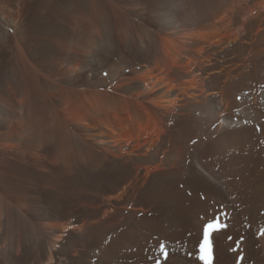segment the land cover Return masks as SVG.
Returning a JSON list of instances; mask_svg holds the SVG:
<instances>
[{"label":"bare ground","instance_id":"obj_1","mask_svg":"<svg viewBox=\"0 0 264 264\" xmlns=\"http://www.w3.org/2000/svg\"><path fill=\"white\" fill-rule=\"evenodd\" d=\"M148 1L146 2L148 3ZM240 1L241 3H239ZM242 1L244 2L242 3ZM245 1L246 0H236V2L227 3V5L219 3L218 8L214 7L215 9L208 13L202 12L199 6L197 7L198 4L194 0H152L150 5H152L157 12L153 27L140 25L138 28L136 27L137 31L135 30V33H125V36H127L128 33L131 34V38L130 36L129 38L123 36L127 38L126 40L128 42H126L129 46L126 45V47L122 48H118L117 46H119V44L117 43L116 47H112V44L108 43L109 38L104 35L105 33L103 34V28L101 29L99 25H94L97 23L95 20L96 13L90 10L88 12L82 2H78L75 6L73 5L74 8H70L65 18L63 17L65 23L62 25L65 24L66 27H64L65 29L62 28L63 30L58 33V27L55 23L57 22L55 21L57 19L55 18L57 13L56 10L64 8L66 11L67 1L61 0L59 4L53 5L51 7L53 8L52 13L47 18H44L41 12L43 9L42 4L46 6H49V4L46 0H35L36 4L33 8H35L36 11L28 28L32 36L39 40L41 39L40 37H43L42 33L44 31L50 30L48 39L47 41L45 40L46 43H43L42 47L45 48V50L50 48L55 55H61L62 53L66 55L69 53H78L80 49L83 51L86 50L87 52V50L90 49L84 66H88L90 69L89 72L91 73L87 74L88 79L85 77L83 78V82L80 85L84 87L81 92L87 99L88 95L89 97L94 96L99 103V107L94 109V112L98 115V121L95 120L98 127H95L99 128V134L96 135L91 132L94 138L92 135L91 137L95 139L97 144H101V146H99L102 152L96 150L98 152L96 154L95 150H93V153L95 152L97 156L93 157V159H115L120 157V153L117 155L113 153L115 148H118L123 155L127 152L125 148H127L128 145L119 144V140L123 138L120 139L121 136L119 137V132L115 129L119 127L120 123L113 120V118H116L114 115H117L115 114L117 110L124 111L122 108L118 107H123L134 120L133 132L137 136V145H135L134 148H141V152L137 153L136 156L131 154V150L129 155L130 159H137L135 163L138 165V169L141 168L139 166L143 165V163L148 160L156 162L158 159L164 158L165 153L161 155V150L168 147V155L173 159L175 157H180V159H191L187 173L188 176L194 180V183L196 181L198 184L208 186L217 193V199L219 200H217L218 202H216L215 206L213 205L214 211H212L214 214L210 217L208 216L209 218L219 214L222 221L229 220L227 218L229 216H227V214L225 215L224 212L227 211L228 213L231 212V215L236 218V222L239 223L238 220L246 218L249 214L248 212H250L255 220L256 230H258L260 226L264 225V170H261L250 179L249 190L242 191L243 186L241 183L236 181L228 182L226 180L227 178L225 179L226 175L224 176L225 171L219 169L218 163L212 165V163L207 160H218V153L216 154L214 149L217 144L224 142L226 139L230 140L236 138L237 140V138H241L243 140L248 132L253 131L250 125V129L248 126L247 128H241L246 120H256V118L264 116V111L262 110L264 99L261 102L258 96L259 91L264 88V17L262 16L264 13L262 12L264 10V0ZM203 18H206L210 22L207 23V20L203 22ZM49 20L50 22H48ZM63 31L67 32L66 35H64L65 33ZM7 35L8 30L4 24V19L1 17V43H5ZM125 38L123 40L124 43ZM17 48L21 52L19 55L22 61L19 73L22 75V78L26 77L25 80H29L30 84L33 83V93H31L32 96L28 100L27 88L23 86L22 79L18 83L15 82V79L4 63L2 52V66L0 67V127L6 125L8 128H12L11 126L14 124L13 126L16 127L15 133L10 132L9 136L14 134L18 138L16 140L17 142H19L21 136L25 132H31L33 136H31L30 141L43 142L47 144V146L61 142L59 145L65 150V148H67L66 146H69L68 128L62 129L61 122L59 123L57 121L53 123L50 121V119L52 120L53 117L56 116V112L54 111L58 109V104L55 105V101L51 102L49 98V100H46L47 97L43 94L45 91L42 92V90H40V81L44 78V85L46 86L44 87L50 92L58 88L59 92L61 90L63 93L69 95L74 90L65 84H58L59 86H56V82L46 77L47 75H44L41 69L31 64V61L28 60L25 54L26 52H24L22 48L18 45ZM79 57L80 56L76 58L79 59ZM78 59V63L75 62L76 65L71 69L74 73L78 66L81 65L80 63H84V61ZM95 70L97 72H95ZM74 73L72 75L75 76ZM65 79V82L70 85L74 82L70 76ZM44 87H42L43 90ZM29 91H31V89ZM60 94L58 95L60 96ZM18 97L20 99H18ZM60 97L63 98L62 95ZM49 101L51 103H48ZM59 111L58 109V112ZM51 113L53 114L51 115ZM92 113L93 112L89 114L92 116ZM84 119L86 120V118ZM104 125L110 126L109 129L111 130L105 128ZM262 125L264 127V124ZM87 126L90 125L88 124ZM90 127L92 128L93 125ZM257 129H259V127ZM183 130H192L191 137L186 142L181 134ZM205 131L209 132L207 139L204 137V135H206ZM70 139H72L71 135ZM140 139H143L144 142H140ZM194 139H198V142ZM191 140H194L196 143L190 145ZM17 142H15V144H17ZM52 142L55 143L52 144ZM239 142L241 143V141ZM59 145L57 144L55 147ZM111 147L113 150H111ZM47 148L49 149V147ZM58 149L57 151H61ZM49 150H51V148ZM85 151L86 150L83 151V154L86 153L87 156L89 155L88 158H90V154H87L88 152ZM90 151H92V149ZM62 152L64 151L62 150ZM82 158L87 157L84 156ZM73 161H75V159ZM156 167L159 168V165L154 168ZM222 167L224 168V166ZM130 173L131 175L133 174L132 171H130ZM138 180L140 181L139 178ZM154 184L152 181V185ZM147 188L149 189V187ZM154 188H156V186ZM242 203H248L251 206L249 210L246 207L248 210L247 213ZM221 204L224 205V208L221 207ZM6 206H9V204ZM10 207L11 206H9V208ZM191 210L192 208H188L187 213ZM55 217L59 219H56L57 221L54 225L55 229L63 232L60 236H64V238H62V242L60 241L61 244H57L58 248L55 245L54 248L57 249H53L57 250V253H61L66 261L73 264L77 261L82 264H101L105 260L110 261L111 257L109 256L112 252L110 253L111 250L109 251L111 248H109L108 238L103 239L102 248L100 251L97 250L100 253L96 256H91L89 254L90 259L87 261L85 260L87 256H85L84 252L78 250L80 252L73 253L71 245L73 247L77 242V238H79L74 228H77L79 230L78 233H80L86 229L87 226L85 227L83 224L80 225L77 223L81 221L80 217H77L75 221L73 218L74 216L71 217L66 212L65 214L59 215V218L58 215H55ZM204 218H202L203 220L201 219V221L199 220L201 224L194 238L195 241L201 237L203 224L206 222ZM109 224L107 223L106 225ZM230 231H232V229H225V231L221 229L219 233H214V240L217 243L216 249L218 251L220 248L221 254L224 253L225 256L228 257L227 259L236 256V254H228L227 250L232 246V243H227L225 239ZM248 233L249 237L246 242L243 243V245L246 246L247 252L241 264H248L250 260H253L254 264H264V235L261 234L259 236L260 238H257L253 236L252 229ZM17 241L18 240H16V242ZM138 245V255L132 253L134 255H132L133 257L129 264H138L140 263V258L147 257L146 243L141 241ZM94 249L95 248H93V250ZM53 251H51L52 263L61 264V261L56 260V253ZM261 253H263L262 256ZM94 254H96V252ZM125 257H127L126 254ZM40 258L41 257H39V259ZM10 259L13 258L11 257ZM168 264H190V260L186 257L171 256Z\"/></svg>","mask_w":264,"mask_h":264},{"label":"rangeland","instance_id":"obj_2","mask_svg":"<svg viewBox=\"0 0 264 264\" xmlns=\"http://www.w3.org/2000/svg\"><path fill=\"white\" fill-rule=\"evenodd\" d=\"M46 1L49 6L42 4L43 9L41 10L44 18H47L52 13L53 8L51 7L59 4L61 0ZM66 1V11L64 8L56 10L57 13L55 18L57 19L55 21L57 22L55 23L58 27V33L63 30L62 28L66 27L65 24L62 25L65 23L63 17L65 18L70 8H74L78 2H82L88 12L90 10L96 13L95 20L97 23L94 25H99L101 29L103 28V34L105 33L104 35L109 38L108 43L112 44V47H116L117 43L119 44V46H117L118 48L126 47V45L129 46L127 44V38L125 37L129 38L130 36L131 38V34L129 33H135V30L137 31L140 25L152 28L157 15L154 7L150 5L152 0ZM146 1H148V3ZM194 1L198 4L197 7L199 6L202 12L208 13L212 12L216 7L218 8L219 3L227 5V3L236 2V0H223V2L222 0ZM247 1L250 2L251 0H246L245 2ZM243 2L244 1H242V3ZM239 3H241V1ZM35 4V0H0V18L2 17L4 19V24L7 27L9 35H7L5 43L0 42V67L2 66L1 55L3 52L4 63L8 71L12 74L16 83L20 82L22 79L23 86L28 90L27 99L29 100L32 96L31 93H33V83L30 84V81L25 80L26 77L22 78V75L19 73L22 61L20 60L19 54L21 52L17 48L18 45L26 52L25 54L28 60L31 61V64L41 69L42 73L47 75L46 77L56 82V86H59L58 84H65L74 90L69 95L63 93L61 90L59 92L58 88L50 92L45 88L44 78L40 81L41 87L39 86L42 92L45 91L43 94L47 97L46 100L51 99V102L55 101V105L58 104L57 107L60 113L58 109L55 110L56 116H54L52 120L50 119V121L53 123L57 121L59 123L61 122L62 129L68 128L69 146H66L67 148L64 150L61 145H59L61 142L56 141L57 143L54 142L55 144L52 142L54 145L47 146V144L43 142L30 141L31 136H33L31 132H25L21 136L19 142H17L16 140L18 138L14 134L9 136L10 132L15 133L16 127L13 126L14 124L11 126L12 128H8L6 125L0 127V264H55L52 263L53 261L51 260V251L57 249V244H61L62 238H64V236H60L63 232L55 229V222L59 220L55 215H58L59 218V215L65 214V212L71 217L74 216L73 218L75 221L77 217H80L81 221L77 223L80 225L83 224L85 227L87 226L86 229L80 233H78L79 230L77 228H74L79 238L76 237L77 242L73 247L71 245L72 249L70 248L73 253H78L80 251L84 252L85 256H87L85 257L86 261L90 259V255L96 256L100 253L99 251L102 248L103 239L108 238L109 248H111L109 251L111 250L110 253L112 252V255L110 254L109 256L111 259L110 261L105 260L101 264H129L132 260V255H138V244L141 243V241L145 242L147 245V257L140 258L141 260L138 264H168L171 256L186 257L190 260V264H203V261L201 262V260L198 259V242L202 238V234L198 240L195 241L194 238L200 228L201 219L204 217L209 218L214 214L213 205L215 206L216 202H218L217 200H219L217 199V193L208 186L198 184L196 181L194 183V180H192L187 173L191 159H180V157H175L176 159H173L168 155V147L161 150V155L165 153L166 158L158 159L156 162L148 160L143 163V165L139 166L141 168L138 169V165L135 163L137 159H130L129 155L131 150V154L136 156L137 153L141 152V148H134L135 145H137V136L133 132L134 120L123 107H118L122 108L124 111L117 110V113H115L117 115H114L116 118H113V120L120 123L119 127L115 128L117 132L120 133H118L119 137L121 136L120 139L123 138L119 140V144H127L128 147L125 149L128 153L126 152L127 154L125 153L123 155L118 148L113 150L111 147L115 155L120 153L119 156L121 158L93 159V157H97V151L102 152L100 148L101 144H97L91 133L93 132L96 135L99 134V128H97L98 125L96 122L98 121V115L94 112V109L99 107V103L94 96L89 97L88 95L87 99L81 92L84 87L80 85L83 82V78L85 77L88 79L87 74L91 73L89 72L90 69L88 66H84L90 49L87 50V52L86 50L83 51L80 49L78 50L80 52L69 53V56L63 53L61 55H55L50 48L45 50L42 44L46 43L45 40L47 41L50 30L44 31L43 33L45 34L42 33L43 37H40L41 39L39 40L32 36L28 28L32 17L35 15L36 9L33 8ZM262 12H264V10ZM262 16L264 17V13ZM206 20V18L202 19L203 22ZM48 22H50V20ZM206 22L209 23L210 21L207 20ZM45 27L47 28L46 25ZM63 32L65 33L64 35H66L67 32ZM127 32L129 33L125 36ZM124 38L125 43L123 41ZM77 54L80 56L79 59L76 58L78 57ZM77 59L84 61V63L81 62V65L78 66L74 73L71 69L78 63ZM95 72L97 71L95 70ZM73 73L75 76L72 75ZM68 76L74 81L71 85L65 82V78ZM42 87H44V90ZM30 89L32 92L29 91ZM58 94H60V96L62 95L64 100ZM258 96L262 102L264 99V88L259 91ZM18 99L20 98L18 97ZM50 101L48 103H51ZM262 110L264 111V105L262 106ZM88 112H93L92 116ZM52 114L53 113H51V115ZM86 115L90 119H88ZM84 118H86V120ZM251 121L246 120L245 126L243 125L241 127L247 128L248 126L249 128L251 126L250 128L253 130H249L250 132L247 133L245 139H226L224 142L219 143L220 145L217 144L215 146L216 148H214L215 153L219 154H217L218 160L207 159L212 165L218 163L219 169L225 171L224 176L226 175L225 179L227 178L226 180L228 182L236 181L241 183L243 186L242 191L249 190L250 179L261 170H264V127L262 125L264 124V116ZM88 124L90 126L93 125L94 129L93 127L87 126ZM104 127L107 129L110 128V126L108 127L106 125H104ZM258 127L259 129H257ZM191 132L192 130H183L182 133L180 132L185 142L191 137ZM205 132L206 135H204V137L207 139L209 132ZM70 135L72 139H70ZM194 140L198 142V139ZM194 140L190 141V145L194 144ZM239 141H241V143ZM15 142H17V144H15ZM140 142L143 143V139H140ZM57 144L59 146L55 147ZM47 147H49V149L51 148L52 151ZM56 148H59L58 150L61 151H57ZM91 149L92 151H90ZM62 150L64 152H62ZM84 150L88 152L87 154H90L93 160L91 157L88 158L89 155L87 156L86 153L83 154ZM93 150H95L96 154L95 152L93 153ZM73 155L75 161H73ZM84 156L87 158H82ZM158 165L159 168H154ZM222 166H224V168ZM130 171H132L134 175H131ZM152 181L153 184L155 183L154 185H152ZM155 186L156 188H154ZM147 187H149V189ZM8 204L12 208L6 206ZM242 205H244L243 208L245 209L246 207L248 210L249 208L251 209L248 203H242ZM221 207L224 208V205L221 204ZM188 208H192V210L187 213ZM247 209L245 210L246 213L248 212ZM224 212L229 216L227 217L229 220L222 221V223L226 225L222 229L223 231H225V229H232V231L227 234L228 236L226 235L225 237L227 243H232V246L227 249L228 254H236V256L227 259L228 257L225 256L224 253L221 254L220 248L217 251V243L213 239V250L215 253L212 252V264H241L247 252L246 246L243 245V243L246 242L249 237L248 232L252 229L253 236L260 238L261 229H264V225L256 230V223L250 212H248L249 214L246 218L237 219L239 223L236 222V218L231 215V212ZM215 216L220 215L216 214ZM206 218H204V220ZM107 223L110 224L106 225ZM16 240L18 241L16 242ZM161 244L165 245L164 252H162L160 248ZM55 245L57 248H54ZM93 248L95 249L93 250ZM56 251L57 250L53 251L56 253V260L61 261V264H73L66 261L65 258H63L64 256ZM95 252L96 254H94ZM125 254L127 257H125ZM262 255L263 253H261V256ZM11 257L13 259H10ZM39 257L41 258L39 259ZM250 262H248V264H254L253 260H250ZM74 264L82 263L77 261Z\"/></svg>","mask_w":264,"mask_h":264},{"label":"snow or ice","instance_id":"obj_3","mask_svg":"<svg viewBox=\"0 0 264 264\" xmlns=\"http://www.w3.org/2000/svg\"><path fill=\"white\" fill-rule=\"evenodd\" d=\"M193 143H195V141H193ZM225 226L226 225L222 223L221 216H213L211 218H206V222L203 224L202 238L199 241L198 248V259L203 261V264H212L214 233H219L221 229ZM261 234L264 235V229H261ZM160 248L162 252L165 251L164 244H161Z\"/></svg>","mask_w":264,"mask_h":264}]
</instances>
